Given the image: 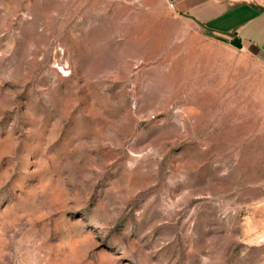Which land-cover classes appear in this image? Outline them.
Returning a JSON list of instances; mask_svg holds the SVG:
<instances>
[{
  "label": "rangeland",
  "instance_id": "1",
  "mask_svg": "<svg viewBox=\"0 0 264 264\" xmlns=\"http://www.w3.org/2000/svg\"><path fill=\"white\" fill-rule=\"evenodd\" d=\"M210 30L0 0V264H264V60Z\"/></svg>",
  "mask_w": 264,
  "mask_h": 264
},
{
  "label": "crops",
  "instance_id": "2",
  "mask_svg": "<svg viewBox=\"0 0 264 264\" xmlns=\"http://www.w3.org/2000/svg\"><path fill=\"white\" fill-rule=\"evenodd\" d=\"M187 18L215 34L240 38L244 48L264 57V0H171ZM233 39V40H234Z\"/></svg>",
  "mask_w": 264,
  "mask_h": 264
},
{
  "label": "water",
  "instance_id": "3",
  "mask_svg": "<svg viewBox=\"0 0 264 264\" xmlns=\"http://www.w3.org/2000/svg\"><path fill=\"white\" fill-rule=\"evenodd\" d=\"M232 44L237 47V48H242L243 45H242V41L240 38H235L233 41H232Z\"/></svg>",
  "mask_w": 264,
  "mask_h": 264
},
{
  "label": "trees",
  "instance_id": "4",
  "mask_svg": "<svg viewBox=\"0 0 264 264\" xmlns=\"http://www.w3.org/2000/svg\"><path fill=\"white\" fill-rule=\"evenodd\" d=\"M199 24L206 30L207 34L213 36V33H214L213 31H211L210 29H208L203 23H200L199 22ZM221 40H224V39H221ZM259 57H261L264 60V57L263 56H259Z\"/></svg>",
  "mask_w": 264,
  "mask_h": 264
}]
</instances>
